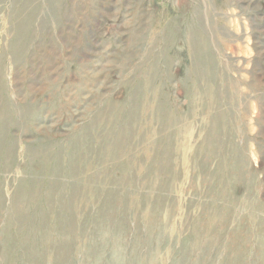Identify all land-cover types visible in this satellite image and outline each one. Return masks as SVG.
I'll return each instance as SVG.
<instances>
[{
  "label": "rangeland",
  "instance_id": "1",
  "mask_svg": "<svg viewBox=\"0 0 264 264\" xmlns=\"http://www.w3.org/2000/svg\"><path fill=\"white\" fill-rule=\"evenodd\" d=\"M0 264H264V0H0Z\"/></svg>",
  "mask_w": 264,
  "mask_h": 264
}]
</instances>
